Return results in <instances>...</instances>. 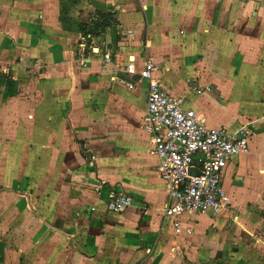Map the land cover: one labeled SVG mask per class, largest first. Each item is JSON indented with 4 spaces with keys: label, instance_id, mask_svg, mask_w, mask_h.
<instances>
[{
    "label": "crops",
    "instance_id": "0c3cea01",
    "mask_svg": "<svg viewBox=\"0 0 264 264\" xmlns=\"http://www.w3.org/2000/svg\"><path fill=\"white\" fill-rule=\"evenodd\" d=\"M148 61L208 126L254 132L225 170L229 208L183 214L181 232L143 127ZM109 186L133 206L110 211ZM4 236L0 264H264V0H0Z\"/></svg>",
    "mask_w": 264,
    "mask_h": 264
},
{
    "label": "built area",
    "instance_id": "2783aa9c",
    "mask_svg": "<svg viewBox=\"0 0 264 264\" xmlns=\"http://www.w3.org/2000/svg\"><path fill=\"white\" fill-rule=\"evenodd\" d=\"M100 50L97 48L96 52L102 54L103 64H112V52L108 48L104 52ZM132 68V64L127 67L129 73H136ZM156 68L154 62L148 61L144 71L138 73L139 81H148L143 127L151 134V153L160 159L157 172L168 187L164 216L173 220L176 231L181 232L177 217L229 208L224 190L225 170L234 156L249 151L254 132L249 125L233 133L208 126L195 110L185 107L184 97L169 93L152 77ZM119 80L131 89L135 86L125 78ZM197 91L202 93L204 89ZM134 202L132 195L109 186L107 207L110 211L122 213ZM185 230L191 232L190 228Z\"/></svg>",
    "mask_w": 264,
    "mask_h": 264
},
{
    "label": "rangeland",
    "instance_id": "374dc122",
    "mask_svg": "<svg viewBox=\"0 0 264 264\" xmlns=\"http://www.w3.org/2000/svg\"><path fill=\"white\" fill-rule=\"evenodd\" d=\"M100 23H99V25L101 26V30L100 31H102L101 32V35L106 31V29H105V27H110V26H114V25H116V19H115V16L113 15V14H106V15H103L102 17H101V21H99ZM92 31H95L94 29H85V32L83 33V37H85V40H82L81 42H83V44H81V43H77V45L78 44H80V46H77L76 45V47L77 48H80V47H82L83 48V53L85 54H83L81 57L83 58V57H86V56H89V54L91 53V51H92V39H91V36L90 35H93V33H92ZM82 34V33H81ZM86 60V59H85ZM85 60H83V62H81L82 63V65H81V63H79L80 65V67H83L84 68V66H86V62H85ZM188 101H191V99H190V97H188ZM6 196V195H5ZM8 196V195H7ZM12 196V195H11ZM14 197H20V196H13V198ZM31 207H32V205H31ZM17 225H21V222H19V223H17ZM19 232H21V230H19V229H17ZM6 239H7V237L6 236H4V238H1L0 237V243H4L5 244V242H7L6 241ZM18 239L19 238H14V241L19 245L20 244V242H18ZM12 238H11V240H9L10 242V244H12V246H15V244L14 243H12ZM50 247H52V245L50 246ZM1 260V259H0ZM12 262L13 263H15L13 260H12ZM19 264H22V260H21V262L19 263Z\"/></svg>",
    "mask_w": 264,
    "mask_h": 264
}]
</instances>
